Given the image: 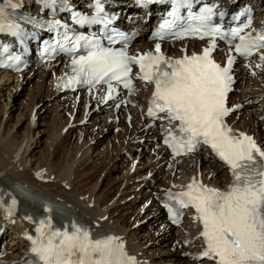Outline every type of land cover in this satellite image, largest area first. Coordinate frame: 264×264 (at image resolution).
<instances>
[{
  "label": "bare ground",
  "instance_id": "bare-ground-1",
  "mask_svg": "<svg viewBox=\"0 0 264 264\" xmlns=\"http://www.w3.org/2000/svg\"><path fill=\"white\" fill-rule=\"evenodd\" d=\"M118 5L124 12L128 2ZM185 45L175 43L168 48L181 56ZM200 47V43L187 45L188 51ZM58 72V66H45L15 77L0 72V190L22 183L57 198L78 217L124 236L134 253L151 264H196L190 258L203 252L201 226L188 219L183 227L171 228L155 197L181 189L193 178L224 188L231 183L227 169L207 152L172 160L156 141L157 131L142 129L144 124H139L142 120L137 111L132 112V129L121 112L117 123V117L107 108L98 107L84 95L71 99L60 94L56 85ZM232 74L237 83L230 100L233 105L245 104V109L230 121L264 150V63L251 61L248 68L236 65ZM24 83L29 86L30 96L19 104L17 99L24 96L18 93L20 88L27 90ZM15 112L16 123L8 124ZM50 113L52 127L46 133L43 121H39ZM25 120V130L19 132L16 127ZM115 128L120 131L116 133ZM44 135L46 142L42 141ZM42 145L45 148L38 157ZM126 167L128 170L122 173ZM115 171L121 176H114ZM97 172L99 181L88 188ZM101 184L104 187L99 191ZM187 241L188 247L184 246ZM13 244L19 251L11 255L16 261L28 248L24 241Z\"/></svg>",
  "mask_w": 264,
  "mask_h": 264
},
{
  "label": "snow or ice",
  "instance_id": "snow-or-ice-1",
  "mask_svg": "<svg viewBox=\"0 0 264 264\" xmlns=\"http://www.w3.org/2000/svg\"><path fill=\"white\" fill-rule=\"evenodd\" d=\"M173 2L178 7L188 0ZM7 7L15 9L16 4L7 0L5 6H0V30L6 26L15 27L5 23ZM177 7L170 14L174 19L161 24L158 38H164L165 30L176 39L191 36L203 40L207 37L209 45L202 55L166 58L157 43L155 53L130 56L124 49L105 48L80 36L76 43L84 41L87 54L73 59L71 79L79 81L82 78L90 85L103 82L108 85L111 98L115 91L113 81L123 84L129 93L133 91L130 74L132 66L138 65V78L155 86L148 116L155 118L157 113H165L170 121L179 124L176 134L169 132L165 144L175 155L192 152L200 144L207 145L231 171L233 179L227 192L207 187L193 178L186 190L167 194L168 200H174L181 208L195 209V218L202 223L201 236L205 245L201 256L215 264H264V150L253 137L233 133L224 119L229 112L225 101L232 83L230 72L234 57L229 54L224 67L211 58L217 37L226 35L212 23V7L190 16L194 23L187 27L177 23L180 19ZM84 22L81 19L80 23ZM242 31L238 28L230 33L232 39L239 38L234 46L239 55L247 57L253 49L264 47V33L253 38L251 34L240 35ZM260 59L264 62V56ZM15 205L13 199L12 207ZM164 207L176 222L173 207L168 203ZM36 231L38 237L28 239L32 241V252L38 264H136L126 253L123 243L111 235L94 238L77 224H72L70 230H59L53 227L51 219L40 220Z\"/></svg>",
  "mask_w": 264,
  "mask_h": 264
},
{
  "label": "rangeland",
  "instance_id": "rangeland-1",
  "mask_svg": "<svg viewBox=\"0 0 264 264\" xmlns=\"http://www.w3.org/2000/svg\"><path fill=\"white\" fill-rule=\"evenodd\" d=\"M23 86L26 87L27 90L24 91L23 88H20V91H19L18 93H19V94H24V96L21 97L20 99H17V102H18L19 104H21V101H22L23 99H26L27 96H28V97L30 96L29 94H27V93H30V91H29V86H26L25 83H24ZM23 86H22V87H23ZM24 106L27 107L28 104H25ZM38 109H39V107H38ZM17 114H18V112H15V115L12 117V119H10V121H8V122H9L8 124H12V125H14V124L16 123V120H17ZM52 116H53L52 113H50V115H47L45 118H43L44 120H40V121H39L40 118H38V119H37V124L35 125L34 129L38 126V121H39L40 123H42V121H43V126H42V128L46 130V133H48L47 131L51 130V127H52V123H51V122H52ZM45 119H46V120H45ZM44 121H45L47 124H46ZM23 122H25V123H24L22 126H21L22 123H20V125L16 127L17 130H18L19 132H20V131L22 132V131L25 130V126H26V123H27L28 121L25 120V121H23ZM45 124H46V125H45ZM45 126H47L48 128L45 127ZM49 128H50V129H49ZM35 132H36V131H35ZM35 132H34V133H35ZM42 138H43V140H42V139H37V140H39L40 142H41V140L44 141V142L47 141L46 135L42 136ZM34 145H35V144H34ZM43 147H44V145H42L41 148H39L40 151H39L38 154H37L38 157H41V156H42V153H43V152H42V149H43ZM60 147H61V148H60ZM60 147H59L60 149L58 148V153H59V154H61V152H62L61 150H63V149H62L63 146H60ZM44 148H45V147H44ZM41 152H42V153H41ZM39 154H41V155H39ZM127 166H128V165H127ZM85 169H88V168H85ZM124 169H125V170H124ZM124 169L122 170V168H121V170H122L121 172H122V173L125 172L126 170H128V167H126V168H124ZM100 171L102 172L103 170H100ZM121 172L118 174L117 171H115L114 176H121V174H122ZM98 175H99V172H97L96 175H95V174L93 175V178H92V181H91L90 185L88 184V186H87L88 188H91V187H92L91 185H94V184H95L96 180H98ZM98 181H99V180H98ZM102 184H103V183H102ZM102 184H101L100 187H99V191L104 187V185H102ZM89 186H90V187H89ZM137 196H138V195H137ZM133 200H134V198H132V199L129 200V201L132 202Z\"/></svg>",
  "mask_w": 264,
  "mask_h": 264
}]
</instances>
